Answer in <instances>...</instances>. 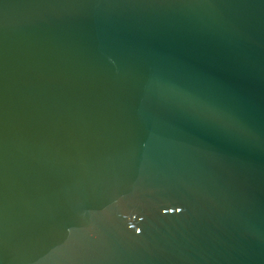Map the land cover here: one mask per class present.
Returning <instances> with one entry per match:
<instances>
[{
  "label": "water",
  "instance_id": "95a60500",
  "mask_svg": "<svg viewBox=\"0 0 264 264\" xmlns=\"http://www.w3.org/2000/svg\"><path fill=\"white\" fill-rule=\"evenodd\" d=\"M0 264H264V0H0Z\"/></svg>",
  "mask_w": 264,
  "mask_h": 264
}]
</instances>
